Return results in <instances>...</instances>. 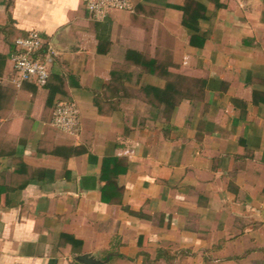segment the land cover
<instances>
[{
    "label": "crops",
    "instance_id": "1",
    "mask_svg": "<svg viewBox=\"0 0 264 264\" xmlns=\"http://www.w3.org/2000/svg\"><path fill=\"white\" fill-rule=\"evenodd\" d=\"M87 1L0 0V76L32 30L57 52L46 87L0 88V264L264 247V0H195L200 19L188 0H134L101 22ZM59 101L79 136L52 125Z\"/></svg>",
    "mask_w": 264,
    "mask_h": 264
},
{
    "label": "built area",
    "instance_id": "2",
    "mask_svg": "<svg viewBox=\"0 0 264 264\" xmlns=\"http://www.w3.org/2000/svg\"><path fill=\"white\" fill-rule=\"evenodd\" d=\"M86 8L94 21H104L111 11H135L134 0H88ZM42 35L32 30L26 37L16 40V50L11 54L12 75L0 76V88L10 83L21 88L27 82L46 87L50 80V65L57 52L48 47L45 50ZM52 125L73 136L82 132L80 110L76 103L59 101L52 112Z\"/></svg>",
    "mask_w": 264,
    "mask_h": 264
},
{
    "label": "trees",
    "instance_id": "3",
    "mask_svg": "<svg viewBox=\"0 0 264 264\" xmlns=\"http://www.w3.org/2000/svg\"><path fill=\"white\" fill-rule=\"evenodd\" d=\"M216 4H217L218 7L220 6L219 3H218V0H216ZM193 5L196 6V8L194 10L191 9V6H193ZM179 9L182 10V11H184L185 13L189 14L192 18H195V19H200V18H203L204 17L199 12L200 11H204L205 8L201 4L197 3L195 0H188V2L186 3V5L184 7H180ZM162 95H164V92H163ZM261 252L264 253V247H262ZM159 255H161V253H158V256ZM242 258L243 257H237V258H234L232 260H241ZM253 264H264V260H262V261H256Z\"/></svg>",
    "mask_w": 264,
    "mask_h": 264
},
{
    "label": "rangeland",
    "instance_id": "4",
    "mask_svg": "<svg viewBox=\"0 0 264 264\" xmlns=\"http://www.w3.org/2000/svg\"><path fill=\"white\" fill-rule=\"evenodd\" d=\"M254 248H257V247H254ZM261 249L262 248H260L258 251H253V250L248 251L246 254H243V258L241 260H236V261H233L232 263L221 262L220 264H253L256 261H262L264 260V253L261 252ZM211 257H216V256L212 255ZM215 259H217V257L211 260V262L213 261L211 264H216L214 263ZM206 264H209V263H207L206 261Z\"/></svg>",
    "mask_w": 264,
    "mask_h": 264
},
{
    "label": "water",
    "instance_id": "5",
    "mask_svg": "<svg viewBox=\"0 0 264 264\" xmlns=\"http://www.w3.org/2000/svg\"><path fill=\"white\" fill-rule=\"evenodd\" d=\"M78 261L82 264H98L101 262L96 261L91 255H82L79 256Z\"/></svg>",
    "mask_w": 264,
    "mask_h": 264
}]
</instances>
